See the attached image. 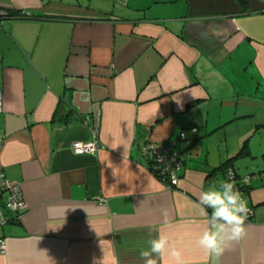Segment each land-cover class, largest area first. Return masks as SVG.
<instances>
[{
    "label": "crops",
    "instance_id": "crops-1",
    "mask_svg": "<svg viewBox=\"0 0 264 264\" xmlns=\"http://www.w3.org/2000/svg\"><path fill=\"white\" fill-rule=\"evenodd\" d=\"M77 1L0 0V172L25 205L0 264H144L159 234L184 264H264V0ZM179 135L167 188L140 148ZM246 178V234L214 262L195 202Z\"/></svg>",
    "mask_w": 264,
    "mask_h": 264
},
{
    "label": "clouds",
    "instance_id": "clouds-1",
    "mask_svg": "<svg viewBox=\"0 0 264 264\" xmlns=\"http://www.w3.org/2000/svg\"><path fill=\"white\" fill-rule=\"evenodd\" d=\"M195 207L206 224L197 244L215 262L232 242L239 241L245 236L244 225L250 211L247 201L236 188L234 181L229 179L201 191ZM163 215L167 222L166 210ZM148 244L149 248L140 252L144 264H158V261L166 256L170 257L174 264H184L181 251L170 244L166 235L159 234L156 238L150 239ZM113 261L118 264L114 247Z\"/></svg>",
    "mask_w": 264,
    "mask_h": 264
},
{
    "label": "built area",
    "instance_id": "built-area-1",
    "mask_svg": "<svg viewBox=\"0 0 264 264\" xmlns=\"http://www.w3.org/2000/svg\"><path fill=\"white\" fill-rule=\"evenodd\" d=\"M192 132H195V130L192 129ZM179 142L185 145L189 144V141L183 135H179L177 138L163 143H146L140 148L141 160L146 165L149 164L152 169L150 173H155L160 178L158 181L162 180L163 185L167 188L175 187L179 178L181 169L180 153L178 151ZM97 148L96 141L76 142L70 146L71 152L75 155H92ZM229 174L231 172L228 173L229 178H231ZM244 182L246 183L247 179ZM24 209L25 205L19 184L16 181L6 179L0 172V229L7 223L18 220ZM3 252L4 241L0 237V253Z\"/></svg>",
    "mask_w": 264,
    "mask_h": 264
},
{
    "label": "rangeland",
    "instance_id": "rangeland-1",
    "mask_svg": "<svg viewBox=\"0 0 264 264\" xmlns=\"http://www.w3.org/2000/svg\"><path fill=\"white\" fill-rule=\"evenodd\" d=\"M72 1V0H71ZM92 3L94 7H101L103 9H110V6H113L115 10L119 8L120 5H123L121 2H125L126 0H119L121 2L113 1V0H79L77 3H80V5H88L90 2ZM76 4V3H75Z\"/></svg>",
    "mask_w": 264,
    "mask_h": 264
},
{
    "label": "trees",
    "instance_id": "trees-1",
    "mask_svg": "<svg viewBox=\"0 0 264 264\" xmlns=\"http://www.w3.org/2000/svg\"><path fill=\"white\" fill-rule=\"evenodd\" d=\"M1 13V12H0ZM18 16V14H14V13H10V12H6V11H4V12H2L1 13V15H0V19L1 18H6V19H10V18H15V17H17ZM170 140V139H169ZM191 142L189 141V144H190ZM188 144V145H189ZM188 145H186V146H188ZM225 166V165H224ZM223 166V167H224ZM146 167H147V169L149 170V172H151L152 171V169H151V167L149 166V164L148 165H146ZM222 168V167H221ZM151 170V171H150ZM152 175L157 179V180H159L160 178L155 174V173H152ZM248 178V177H247ZM246 178V179H247ZM245 180V179H244ZM160 182H162V184H163V181L162 180H160ZM244 182V181H243ZM244 184H245V186H244ZM244 184H242L243 186H241V187H239L238 188V186L236 187L237 189H239V191H243V187H245V191H246V189H247V186H246V184H247V182L245 183L244 182Z\"/></svg>",
    "mask_w": 264,
    "mask_h": 264
}]
</instances>
